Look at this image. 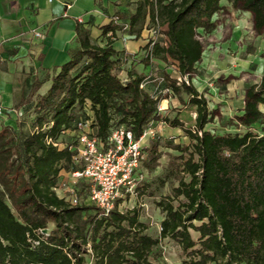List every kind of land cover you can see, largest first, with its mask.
<instances>
[{
    "label": "trees",
    "instance_id": "1",
    "mask_svg": "<svg viewBox=\"0 0 264 264\" xmlns=\"http://www.w3.org/2000/svg\"><path fill=\"white\" fill-rule=\"evenodd\" d=\"M222 1L134 0L129 17L127 33L134 40L146 28L165 27L160 31L163 41L143 47L149 54L142 62L176 64L182 80L165 72V87L181 102L187 93V103L198 107L195 128L186 127L178 116L162 115L160 103L169 93L146 89L147 76L136 68L121 77L128 59L112 38L121 25L101 26L102 44L90 27L77 24L69 60L49 90L25 107L35 115L32 128L0 123V264H86L87 256L94 264H156L151 255L166 238L181 246L187 257L183 264H264V135L251 130L264 119V73L260 83L247 88L243 113L237 116L247 128L243 134L206 129L215 114L192 82L204 53L199 31L216 29L214 16L224 9ZM225 1L252 13L255 31L264 33V0ZM80 120H91L94 134L103 141L122 126L138 140L161 121L191 139L186 146L171 143L181 154L172 156L170 165L189 180L180 179L173 195L158 202L165 213L159 237L147 233L139 208L119 210L122 198L107 215L95 205H72L56 192L61 172L81 167L73 159ZM60 138L63 148L48 143ZM160 147L155 139L144 147L149 172L160 166Z\"/></svg>",
    "mask_w": 264,
    "mask_h": 264
},
{
    "label": "rangeland",
    "instance_id": "2",
    "mask_svg": "<svg viewBox=\"0 0 264 264\" xmlns=\"http://www.w3.org/2000/svg\"><path fill=\"white\" fill-rule=\"evenodd\" d=\"M92 3L95 5L94 2ZM222 4L224 9L214 16L217 23L216 29L210 33L199 31L204 53L202 59L196 64L197 69L192 75V82L207 98L209 109L215 114L213 122L209 123L206 129L214 134H243L247 128L239 125L237 116L243 113L247 88L260 83L264 73V33L257 34L255 31L252 13L243 11L225 0ZM164 29L165 27L162 26L161 30ZM143 34L146 40L150 38L147 29H144ZM164 38L165 36L159 35L160 41ZM143 58L144 54L141 55L140 60L135 61L137 65L143 64L140 69H144L142 74L147 76L144 87L149 91H156L159 95L169 93V98L160 103L162 115L170 119L178 116L186 127L195 128L198 107L187 103L189 100L187 93H182L183 102H181L172 91L165 87L163 79L165 72L172 78L182 80L176 64L152 59L151 65L145 66L142 62ZM134 62H127L123 67L125 71L120 73L122 78L127 77V71L130 68H135ZM261 109L264 111V106H261ZM13 118L16 117L13 116ZM34 119L32 109L24 107V115L17 119V123H23L29 130L33 126ZM251 130L256 134L264 135V119L254 124ZM147 131L149 136L143 141L145 147L150 145L152 139L161 142L160 166L154 172H149L145 166L147 159L145 151L136 185L119 205V210L126 212L135 207L139 208L140 219L148 226L147 233L159 237L165 213L158 206V202L166 196L173 195V188L179 185L180 179L186 177V180H189L187 175L170 165L172 156L181 154L180 151L171 147V143L186 146L191 144V139L183 130L171 128L168 123L162 121L152 123ZM67 140H70V136ZM71 180L70 175H64L60 181ZM87 186V181H80L76 192L82 204L94 205L88 197ZM65 192L59 193L63 196ZM182 200H184L183 197L175 199L174 204L178 205ZM191 232L193 237L198 239V233L193 230ZM150 259L156 264H183L187 257L176 241L166 238L154 249ZM86 264H94L92 256H87Z\"/></svg>",
    "mask_w": 264,
    "mask_h": 264
},
{
    "label": "crops",
    "instance_id": "3",
    "mask_svg": "<svg viewBox=\"0 0 264 264\" xmlns=\"http://www.w3.org/2000/svg\"><path fill=\"white\" fill-rule=\"evenodd\" d=\"M135 7L134 0H0V106L5 111L28 107L49 90L52 78L70 58L78 23L90 27L102 44L106 39L100 27L110 22L121 25L115 36L108 33L113 46L124 52L128 63L140 60L145 35L134 40L124 28ZM134 64L140 73L145 71L142 63ZM6 124L18 127L16 118ZM64 175L69 171L63 170Z\"/></svg>",
    "mask_w": 264,
    "mask_h": 264
},
{
    "label": "built area",
    "instance_id": "4",
    "mask_svg": "<svg viewBox=\"0 0 264 264\" xmlns=\"http://www.w3.org/2000/svg\"><path fill=\"white\" fill-rule=\"evenodd\" d=\"M129 29V24L124 25ZM149 32L147 44L151 49L159 40L161 27L159 25L146 28ZM40 36V33H36ZM128 40V36L123 37ZM142 54L148 56V49H143ZM167 89V88H166ZM169 90V89H168ZM24 115V108H12L5 111L0 106V123H6L13 116L18 119ZM91 120H80L77 124V144L73 147V157L76 164L81 167L76 171L69 172L71 181H60L56 192L66 191L64 197L72 205L81 204L76 192L80 181H87L89 184V199L95 206L100 208L104 214H109L116 205L117 200L124 199L133 191L138 171L144 159L143 140L148 131L140 139H135L133 133L125 127L115 129L107 141L99 139L94 134ZM59 148L65 147L62 139H48ZM68 194V195H67Z\"/></svg>",
    "mask_w": 264,
    "mask_h": 264
},
{
    "label": "bare ground",
    "instance_id": "5",
    "mask_svg": "<svg viewBox=\"0 0 264 264\" xmlns=\"http://www.w3.org/2000/svg\"><path fill=\"white\" fill-rule=\"evenodd\" d=\"M148 136H149V134H147L145 138H147ZM145 138H144V140H145ZM144 140H143V141H144Z\"/></svg>",
    "mask_w": 264,
    "mask_h": 264
}]
</instances>
